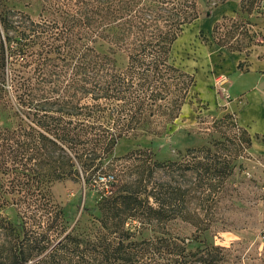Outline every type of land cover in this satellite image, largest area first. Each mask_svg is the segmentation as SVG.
Listing matches in <instances>:
<instances>
[{"label": "trees", "instance_id": "trees-1", "mask_svg": "<svg viewBox=\"0 0 264 264\" xmlns=\"http://www.w3.org/2000/svg\"><path fill=\"white\" fill-rule=\"evenodd\" d=\"M36 1V18L0 1V106L7 116L17 118L15 126L0 129V174H13L15 187L29 186L20 207L44 216L45 225L39 222L41 231L21 236L18 224L24 232V221L1 218L9 205L0 195L1 234L14 233L11 243L0 244V264H45L48 258L63 264L58 251L68 245L72 264H225L229 249L224 246L200 241L189 247V241L164 233L135 235L144 225L188 221V195L204 186L203 181L202 195L220 190L232 173L234 158L186 165L196 175L192 188L155 179L158 166L168 170L175 164L155 162L146 148L113 155L123 139L161 134L191 97L195 76L171 54L184 27L200 15L196 0ZM262 1L240 0L239 12L245 18L229 17L228 35H213L215 24L213 42L246 56L264 47L263 28L254 29L257 22L252 19ZM258 12L255 18L264 24V14ZM99 39L108 44L106 52L94 47ZM8 64L18 66L11 79L16 105L5 95ZM243 134L242 148L249 149L252 138L245 128ZM121 160L131 163V176L122 175ZM107 169H116L120 178L97 188L100 198L89 224L78 222L62 237L67 220L52 202V186L80 180L87 191L98 177L104 179ZM212 175L220 176L216 184ZM193 216L189 222L201 230L197 214Z\"/></svg>", "mask_w": 264, "mask_h": 264}, {"label": "rangeland", "instance_id": "rangeland-1", "mask_svg": "<svg viewBox=\"0 0 264 264\" xmlns=\"http://www.w3.org/2000/svg\"><path fill=\"white\" fill-rule=\"evenodd\" d=\"M4 1L8 8L29 13L33 18L39 13L40 5L36 0ZM196 3L200 15L184 27L173 44L171 54L178 66L195 76L196 85L191 97L175 121L161 134L148 135L139 140L123 139L115 147L113 155L122 157L132 150L146 148L151 151L155 162L175 164L168 170L158 166L154 178L180 185H193L196 175L187 170L186 165L194 160L220 162L223 157L234 158L232 173L220 190L216 189L217 192L208 197L202 195L205 181L204 186L197 189L192 186L195 191L188 195V221L175 219L158 226L144 225L137 228L139 231L135 236L165 234L166 237L189 241V247L198 246L200 241H204L229 249L225 264H264V155L253 157L249 149L242 148L245 144L241 126H246L252 133L253 144L264 143V70L259 69L262 65L264 67V47L253 48L246 56L218 47L213 42L211 32L215 24L217 30L213 35H228L232 27L229 17L238 14L245 18L246 15L239 12L240 0H196ZM208 11L210 14H207ZM258 11L264 14V0L252 14V19L257 22L254 29L263 28L260 32L263 33L262 20L255 18L260 14ZM0 37L3 38L1 31ZM94 47L99 52H106L108 44L99 39ZM239 62H242L240 69L237 67ZM16 65L8 64L5 67L4 89L6 98L8 93L12 99L11 105H16L13 98L15 91L11 86L15 69H18ZM66 70L68 79L70 69ZM227 114L230 117L223 119ZM16 123L17 118L7 116L1 104L0 129L13 127ZM250 152H256L254 147ZM120 164L123 165L122 175L128 177L133 174L129 161L121 160ZM32 168L37 169V166ZM103 177H98L87 191L80 180H67L52 186V202L64 210L63 216L67 220V230L62 237L78 222L81 226L89 224L91 214H96L95 206L100 198L97 188L101 190L103 181L118 178L119 172L107 169ZM12 178L13 174H0V195H4L9 205L2 209L1 218L16 224L24 221V232L18 224V233L28 237L41 231L37 224L44 216L21 208L31 190L26 185L15 187L16 180ZM201 178L203 180L206 176L202 175ZM210 178L216 184L220 176L212 175ZM195 213L201 230L189 222ZM60 217L54 223H59ZM41 224L44 227L45 222ZM1 233L0 244L13 241L12 231L8 236ZM57 256L63 264H72V247L68 245L60 249ZM45 264H55V261L48 258Z\"/></svg>", "mask_w": 264, "mask_h": 264}, {"label": "crops", "instance_id": "crops-1", "mask_svg": "<svg viewBox=\"0 0 264 264\" xmlns=\"http://www.w3.org/2000/svg\"><path fill=\"white\" fill-rule=\"evenodd\" d=\"M259 69L264 70L263 65ZM241 126L247 130V132L250 134V136L252 138V133L249 131V129L246 126H243V125H241ZM252 147H254L256 152H253V153L250 152ZM249 153L252 154L253 157L258 156V155H264V143L263 144L259 143V144L255 145V144H253V140H252L251 146L249 148Z\"/></svg>", "mask_w": 264, "mask_h": 264}, {"label": "built area", "instance_id": "built-area-1", "mask_svg": "<svg viewBox=\"0 0 264 264\" xmlns=\"http://www.w3.org/2000/svg\"><path fill=\"white\" fill-rule=\"evenodd\" d=\"M108 181V180H107Z\"/></svg>", "mask_w": 264, "mask_h": 264}]
</instances>
